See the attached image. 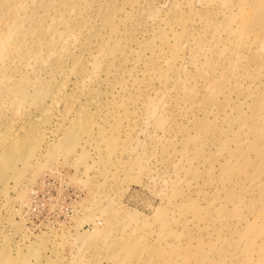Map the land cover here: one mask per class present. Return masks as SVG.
<instances>
[{"label":"rangeland","instance_id":"374dc122","mask_svg":"<svg viewBox=\"0 0 264 264\" xmlns=\"http://www.w3.org/2000/svg\"><path fill=\"white\" fill-rule=\"evenodd\" d=\"M2 64L29 96L0 102V145L67 86L40 151L1 175L0 249L264 264V0H0ZM89 101L79 145L52 154Z\"/></svg>","mask_w":264,"mask_h":264},{"label":"bare ground","instance_id":"6f19581e","mask_svg":"<svg viewBox=\"0 0 264 264\" xmlns=\"http://www.w3.org/2000/svg\"><path fill=\"white\" fill-rule=\"evenodd\" d=\"M9 73V68L6 64L0 65V102L5 99L17 100L18 97L29 96L24 83L25 77L21 76L19 80H16L15 75L10 77L7 75ZM25 76L29 77L28 74H25ZM66 86V81L58 85L57 90L51 94L52 96L44 112L30 122L28 126L21 128L11 140L2 141L0 145V182L3 181L2 178L4 176L2 174H6L8 171L13 172L16 169L17 160L25 164L32 151H35V149H39L40 151L44 142V135L41 130L50 120L52 112L63 101L62 98L65 96ZM50 92L47 90L46 95ZM41 96H44V92L41 93ZM92 104L93 101H89L80 107L75 118L73 117L71 120V128H69L62 138L60 137L58 142L53 143L51 152L55 150L59 151V153H65L75 149L79 145L82 133L94 121L95 115L91 111ZM84 142V145H86L87 140H84ZM19 150L21 153L17 155L16 152ZM26 256L25 253L21 254L20 251L12 254L8 245L5 244L0 249V264H27L28 260ZM47 264L53 263L48 262Z\"/></svg>","mask_w":264,"mask_h":264}]
</instances>
